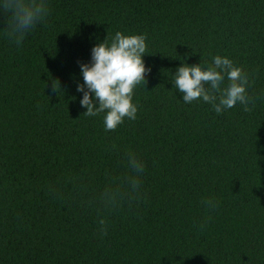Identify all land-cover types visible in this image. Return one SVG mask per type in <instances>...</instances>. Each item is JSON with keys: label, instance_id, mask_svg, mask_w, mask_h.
<instances>
[{"label": "trees", "instance_id": "1", "mask_svg": "<svg viewBox=\"0 0 264 264\" xmlns=\"http://www.w3.org/2000/svg\"><path fill=\"white\" fill-rule=\"evenodd\" d=\"M45 3L19 45L0 11V264H264V0ZM118 31L147 37L151 72L137 118L106 131L77 89ZM217 55L249 75L251 111L217 114L175 88L179 67ZM130 151L137 196L106 205Z\"/></svg>", "mask_w": 264, "mask_h": 264}, {"label": "clouds", "instance_id": "2", "mask_svg": "<svg viewBox=\"0 0 264 264\" xmlns=\"http://www.w3.org/2000/svg\"><path fill=\"white\" fill-rule=\"evenodd\" d=\"M0 11L8 16V35L19 45L24 36L48 15V6L45 0H2ZM146 40L145 35H125L118 31L111 43L107 37L92 49L91 64H81L84 82L77 90L84 93L80 103L87 111L83 114L97 116L106 112V131H115L125 118H137L134 90L142 82L147 83L146 75L151 72L143 59L147 51ZM225 77L229 83L222 87ZM57 82L61 88L57 80L53 81V89L58 93ZM173 84L183 94L185 103L202 99L211 104L217 114L238 103L243 104L246 111H251L247 107L253 100L248 91L250 77L227 57L215 56L206 69L201 63L194 66L183 64L176 71ZM126 159L130 174L122 180L110 182L100 193L99 198L106 205L115 206L137 196L145 165L131 151L126 154ZM206 203L210 209L218 206L213 200ZM104 231L106 234V229Z\"/></svg>", "mask_w": 264, "mask_h": 264}]
</instances>
